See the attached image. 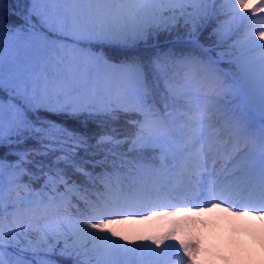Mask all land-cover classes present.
<instances>
[{"label": "snow or ice", "instance_id": "6c2138e0", "mask_svg": "<svg viewBox=\"0 0 264 264\" xmlns=\"http://www.w3.org/2000/svg\"><path fill=\"white\" fill-rule=\"evenodd\" d=\"M216 4L217 0H31L26 12L13 13L24 22L13 31L6 27L4 0H0V90L11 93L7 105L0 99V146L22 144L30 138H38L41 145L19 152L20 162L9 165L13 173L19 169L28 175L29 184H21L19 175H14L5 185L0 162V264H58L50 258L57 252L71 264H89L85 257L90 251L103 254L105 264H116L114 254L133 253L137 255L129 264H159L148 257L164 254V249H157L172 238L171 233L149 238L156 248L151 244L129 247L120 242L128 237L109 225L119 222L117 218L131 217L137 209L167 207L158 202L181 195L206 202L236 198L240 207L264 214V43L255 38L258 34L264 40V31L246 36L213 58L212 47H205L201 37L212 19L225 12L223 5L218 9ZM246 7L247 0H231L227 11L233 19L246 20L251 17L239 11ZM251 11L264 12V0ZM260 20L264 23V17ZM233 30L223 25L214 28L210 36L217 38L215 46L221 47ZM161 34L172 37L174 45L189 48L179 56L170 50L153 57L152 63L161 72L172 62L203 73L186 75L179 85L166 81L163 108L153 98L138 50L139 44L158 40ZM69 40L71 45L66 43ZM13 41L26 42L24 57ZM81 44L87 49H79L86 64L57 55L54 71L44 70L50 54L68 48L76 51ZM114 48L123 53L119 63L108 55ZM255 49L259 55L252 59L249 54ZM197 50L206 56L194 55ZM226 58L234 68L219 67ZM169 100L172 105L183 102V110H171ZM234 101H239V112ZM41 110L83 117L80 122L86 130H69L46 120L39 115ZM121 113L139 117L129 121L135 133L123 138L111 126ZM90 123L104 130L92 132ZM225 127L235 141L226 156L236 163L223 169L221 178L206 164L214 149L219 152ZM123 145H128L126 151L120 150ZM149 149L158 155L146 161L143 153ZM57 152L51 164L34 158ZM132 152L137 155L130 159ZM90 162L92 171L86 167ZM212 163L215 167L216 161ZM33 164L37 171L27 168ZM96 167L101 172L96 173ZM68 169L81 174L85 186L69 183ZM41 176L45 178L41 189H32L31 181ZM61 184L63 193L58 191ZM71 195L83 202L88 215L71 216ZM176 210L192 211L182 206ZM179 244L191 260L194 245L184 240Z\"/></svg>", "mask_w": 264, "mask_h": 264}, {"label": "rangeland", "instance_id": "374dc122", "mask_svg": "<svg viewBox=\"0 0 264 264\" xmlns=\"http://www.w3.org/2000/svg\"><path fill=\"white\" fill-rule=\"evenodd\" d=\"M259 2L260 0H247V7L239 9V11L241 15L251 18L239 20L233 19V14L227 11L231 7V0H217L216 7L219 9L223 5L225 12L212 19L210 25L205 29L208 31L206 35L209 37L212 30L218 25H223L224 28H233L234 30L227 36L226 42L221 46L222 49L227 50L230 45L243 42L246 36L264 31V23L260 20L261 17H264V12L253 13L251 11L252 7ZM8 35V33L5 35L6 52L10 44ZM255 38L259 43H264L258 34ZM216 39L212 42H216ZM12 44L14 47L20 48V55L24 57L27 50L26 42L17 44L13 41ZM231 50L238 54L237 48ZM66 52L71 60L74 58L81 64L86 63L84 55L77 51L62 50L50 55L65 57L66 54L62 53ZM249 55L250 58L255 59L259 55V49H255ZM190 70H192V74H198L195 72L199 69L190 68ZM94 71L96 72L98 69H94ZM5 74L6 76L8 74L7 60ZM7 173L3 171L4 182H8L11 178V174L8 177ZM190 197L195 201L199 200L193 196ZM182 202L186 205H175L172 200L160 201L159 204L168 206L141 209L142 214L140 216H131L127 219L117 218L119 222L109 226L115 228L121 235L128 237V240H121L120 242L128 244L129 247H134L136 244H151L153 248H156L157 246L152 244L149 238H156L159 231L164 232L163 236L171 233L172 238L166 240L164 245L171 243L175 245L173 249L179 250V252L177 251L178 256L171 254V257L165 260L166 264H199L200 258L204 259L207 256H213L215 253L219 255V260H213V264H264V214L243 210V207L237 206L235 203H229L228 208H226L220 205L213 206L216 204L210 201L204 205L189 204L186 200H182ZM181 206L191 208L192 211H177L176 208ZM233 207L236 210H233ZM113 239H119V237H113ZM180 240L194 245L191 249L194 253L191 260L180 247ZM130 241L132 243H129ZM88 247H91V242H89ZM87 255L94 264H105L106 257L103 254L90 251ZM136 255L134 253L127 256L114 254L113 258L116 262L128 261L134 259ZM29 256L31 257L30 254ZM93 256H96L95 259Z\"/></svg>", "mask_w": 264, "mask_h": 264}, {"label": "trees", "instance_id": "16d2710c", "mask_svg": "<svg viewBox=\"0 0 264 264\" xmlns=\"http://www.w3.org/2000/svg\"><path fill=\"white\" fill-rule=\"evenodd\" d=\"M30 7H31V0H4V14L6 16V27H10L13 30H15L16 27L22 26L24 22L21 20L20 15H14L13 13H24ZM24 30H26V28ZM44 31H46V30H44ZM207 33H208V31L204 30L202 37H201V42L204 45L209 46L211 44L210 41H214L216 38L215 37L212 38V36L208 37L206 35ZM174 35H175V33H173V36ZM204 35L206 38L204 37ZM66 43L71 45L72 42L69 40V41H66ZM81 48L85 49V52L87 51L86 46L84 44L79 45L77 47L76 51L79 54L84 55L83 53H81L79 51V49H81ZM219 48H221V47H216L215 49L212 48V52L217 53V52L226 50V49H222V48L219 49ZM67 50L70 51L72 49L71 48L65 49V51H67ZM138 50L144 59V63H145L144 71L146 73L148 83L151 87V90L153 93V98L156 101L157 107L163 108L164 98L167 95L166 88L168 85H167L166 81L170 82V83H176V80L178 77L180 80V74L179 73L184 68V66L183 65L179 66L178 63L169 62L166 65L165 71L161 72L152 63V59L156 55L164 56L170 50L172 52H174L176 56H179L182 52L186 54L189 52V48L187 46H184V45H179V44L174 45L172 42V37H170L166 34H161L160 37L158 38V40H149L147 44H144L143 42L141 44H139ZM93 51H95V49H93ZM62 54H66L65 57L67 59L71 60L69 55H67V52L62 53ZM193 54L199 55L202 57L206 56L200 50H197V52H195ZM108 55L111 57L113 63H119L124 58L123 53L119 49H115V48L108 50ZM59 56H61V55H59ZM50 59L55 63V56L50 55V58L46 64L44 70L51 73L52 71H54V69L52 68V65L54 63ZM75 60H77V59H75ZM77 62H78V60H77ZM220 62L224 66V69L234 68V65H231L229 63L228 58H226ZM87 70L95 73L94 69H87ZM177 74H179V76ZM10 98H11V93L9 90H7V89L0 90V99H2L4 101L5 105H7L9 103ZM13 102H15V101H13ZM168 102L170 104L171 110H173L174 112L178 113L179 111L183 110V102H180V104H178V105H172L170 100ZM233 103L235 106H237V108H239V101H234ZM39 115L42 118H44L46 120L54 121L56 124L63 126L65 128H68L69 130H74V131H85L86 130V129H84L83 124H81V122H80L81 119H83V117L77 119V118H72L66 114L56 115V114H52L50 112H46L44 110H41ZM30 116L33 120L35 119V116L33 114H30ZM138 118H139L138 114H136V113H129V114L121 113L119 120L112 122L111 126L116 127L119 130V132L121 133V138H123L124 135H133L135 133L136 128L129 121L135 120ZM88 130H90L92 132H97V131H103L104 129L97 128L94 124L90 123ZM10 139L15 140L16 138L11 137ZM127 147H128V145H123V146H121L120 150L126 151ZM40 148H41V145L39 143L38 138L27 139L22 144H11V145H9L6 143L4 146H0V162H2L4 165L3 171L8 172L6 175L8 177L11 176L10 179H12L14 175H19L21 184H29L30 177L28 175L21 174L19 169H17L16 173H13V171L9 167V165H16L17 163L20 162L19 156H18L19 152L29 150V149H40ZM59 154H60L59 152L54 153V154L50 153L49 156H47V157L36 155L34 158L37 161L42 160L44 164H51L52 161L55 160V156L59 155ZM136 155H137V152H132L129 154V158L131 159L132 157H135ZM143 155H144L145 160L148 161L151 159L152 156L158 155V151H154L151 149L145 150ZM32 158L33 157H31V156L29 157V159H32ZM99 158L100 157H97V159H99ZM61 167H63V165H61ZM86 167L89 171L93 170L91 162L89 164H87ZM27 168L31 171H37V167L34 164L33 165H27ZM101 170L102 169L100 167H96L95 172L99 173V172H101ZM9 174H11V175L9 176ZM53 174L54 173H52V172L49 173V175H53ZM68 177H69V183H71L72 181H75V183L77 185H80L81 187L85 186V184H86L84 177L79 173H75L73 169H68ZM44 179L45 178L43 176H41L40 180L31 181L32 189L39 191L41 189L43 183H44ZM7 184H8V182H5V185H7ZM20 191L23 194L22 188L20 189ZM45 191H47L48 195H55V193L51 192L50 190H45ZM58 191L60 193H63L65 191L64 186L62 184L59 186ZM68 207L70 209V214L73 218H83L84 215H88V212H87L83 202L78 200V198L75 195L70 196V203L68 204ZM77 208H79V212L77 211ZM162 249L165 250V248H162ZM166 253H167V251H164V254L161 256V258L166 257L167 256ZM29 254L32 256L31 253H29ZM38 255L42 258V257H44L45 254L39 253ZM86 257H88V255ZM95 257L96 256H93L94 259H95ZM214 257H215V259L219 260L218 258H216V257H218V255H216ZM50 258L56 260L58 262V264H71L70 260H65V258L61 257L58 254V252L56 254H53ZM154 258H157V257H155V256L149 257L150 260H153ZM85 259H87L89 261V264H94V262L89 260L90 259L89 257L85 258ZM213 260L214 259H212V258L208 261L202 260L201 264H213ZM129 261L130 260L120 261V262L118 261V262H116V264H129Z\"/></svg>", "mask_w": 264, "mask_h": 264}]
</instances>
